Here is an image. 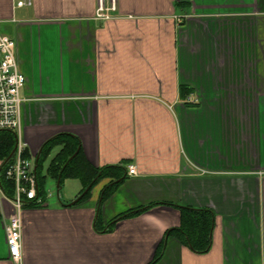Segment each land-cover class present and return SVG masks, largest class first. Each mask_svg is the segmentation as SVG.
Instances as JSON below:
<instances>
[{
	"label": "crops",
	"instance_id": "obj_1",
	"mask_svg": "<svg viewBox=\"0 0 264 264\" xmlns=\"http://www.w3.org/2000/svg\"><path fill=\"white\" fill-rule=\"evenodd\" d=\"M16 1L0 34L25 78L20 139L36 168L59 136L44 185L60 190L66 141L80 175L23 207L19 262L0 201V264H264V0H115L107 20L98 0Z\"/></svg>",
	"mask_w": 264,
	"mask_h": 264
},
{
	"label": "built area",
	"instance_id": "obj_2",
	"mask_svg": "<svg viewBox=\"0 0 264 264\" xmlns=\"http://www.w3.org/2000/svg\"><path fill=\"white\" fill-rule=\"evenodd\" d=\"M32 5V0H18L16 7ZM115 10V0H109L108 7L98 0L97 19H110L109 12ZM25 84L24 76L17 68L16 45L9 37L0 34V131H10L16 135L14 154L4 170V179L13 186V195L8 197L0 185V201L6 200L13 206L6 227V246L9 258L14 262L21 260L22 220L21 212L27 204H41L37 195L35 161L26 156V145L20 139L21 89ZM128 175L135 176L136 168L128 167Z\"/></svg>",
	"mask_w": 264,
	"mask_h": 264
},
{
	"label": "trees",
	"instance_id": "obj_3",
	"mask_svg": "<svg viewBox=\"0 0 264 264\" xmlns=\"http://www.w3.org/2000/svg\"><path fill=\"white\" fill-rule=\"evenodd\" d=\"M58 138H59V136L57 138L45 143L41 148V152L38 155V158L36 159V165L37 166L35 168V177H36V182H37V195L39 198H42V199L44 196V178H42L40 175L39 163L43 158L48 156L49 152H51L53 147L61 144L60 143L61 141ZM15 144H16V136L13 132L0 131V163H1V166H0V185H1L4 193L8 197H12V195H13V186L8 181H6L4 179V170L6 169V167L8 165V163H5V161H6L7 157L10 155L11 151L13 150ZM64 144H65L64 146H61L59 153L56 154V156L54 157V159H53V161H52V163L48 169V172L50 173V175L57 181L58 188H60L61 183L63 182V180L65 178L72 176L73 173L75 175L78 174L75 172V169H76L75 158L72 161H68V158L71 157L73 155V153L77 150V143H72L71 141H66V142H64ZM26 156H28L27 153H26ZM98 173H99V171L92 170L91 180L89 182H85L82 192L89 186V184H91L92 180L94 178H96ZM101 173H102V171H101ZM78 175H80V173ZM87 194H88V192L83 196V198L86 197ZM143 210H145V209L143 208L142 210L135 211V213L129 211L124 216L130 217V216L137 214ZM193 220L196 223L200 219L194 218ZM191 224L193 226V223H191ZM204 227L205 226H203V225H201V226L199 224L196 225L194 232H195V235L198 236V238L199 237L201 238L204 235L203 234L205 231ZM205 228L209 232L208 224H207V227H205ZM173 232L177 233L181 237L183 236V238L186 236V233L183 230V228L177 229V231H175V230L171 231L170 234ZM208 232H207V235H208ZM207 245H208V241H207ZM189 246L192 247L193 250H196L192 246V243ZM159 254L160 253L157 254L156 259L151 264H155V262L157 261V258L159 257Z\"/></svg>",
	"mask_w": 264,
	"mask_h": 264
},
{
	"label": "rangeland",
	"instance_id": "obj_4",
	"mask_svg": "<svg viewBox=\"0 0 264 264\" xmlns=\"http://www.w3.org/2000/svg\"><path fill=\"white\" fill-rule=\"evenodd\" d=\"M48 182V183H47ZM49 183H52V181L50 179H46V182H45V185H44V193L46 192V194L48 195L49 193L47 192L48 189H50V194H53L56 195V193L58 192V195L61 196L63 193L64 195H71V194H74V192L76 191V187H72V186H67L68 184L66 185H62L60 187V190L56 188V183L54 184H50Z\"/></svg>",
	"mask_w": 264,
	"mask_h": 264
},
{
	"label": "water",
	"instance_id": "obj_5",
	"mask_svg": "<svg viewBox=\"0 0 264 264\" xmlns=\"http://www.w3.org/2000/svg\"><path fill=\"white\" fill-rule=\"evenodd\" d=\"M14 151H15V146H14L13 150L11 151L10 155L7 157L5 163H9V161L11 160V158H12V156H13V154H14ZM57 187H58V186H57ZM86 191H87V190H86ZM86 191H84V193H85ZM84 193H83V194H84ZM83 194H82V195H83ZM82 195H81V196H82ZM81 196H80V197H81ZM80 197H79V198H80ZM79 198H78V199H79ZM78 199H77V200H78Z\"/></svg>",
	"mask_w": 264,
	"mask_h": 264
}]
</instances>
